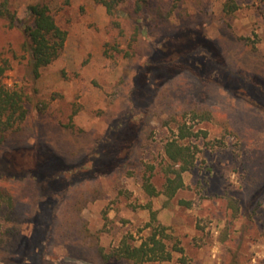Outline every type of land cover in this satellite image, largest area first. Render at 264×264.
Here are the masks:
<instances>
[{
    "label": "rangeland",
    "instance_id": "1",
    "mask_svg": "<svg viewBox=\"0 0 264 264\" xmlns=\"http://www.w3.org/2000/svg\"><path fill=\"white\" fill-rule=\"evenodd\" d=\"M42 1L67 38L36 77L21 19ZM9 5L18 21L0 17L4 82L26 94L29 113L0 162L13 151L22 173L29 146L65 165L32 192L19 184L26 215L0 198V264H135L116 259L120 247L156 229L172 259L141 264H264V0H123L113 13L99 0ZM198 26L224 60L197 49L145 70L167 37ZM179 119L195 163L169 196L166 144L180 136ZM101 162L108 171L94 169Z\"/></svg>",
    "mask_w": 264,
    "mask_h": 264
},
{
    "label": "trees",
    "instance_id": "2",
    "mask_svg": "<svg viewBox=\"0 0 264 264\" xmlns=\"http://www.w3.org/2000/svg\"><path fill=\"white\" fill-rule=\"evenodd\" d=\"M99 1L107 6L110 13H113L114 8L123 0ZM9 3L10 0H0V17L8 20L9 26H16L18 18L16 21V16L12 13ZM226 6L229 10H234L236 7L234 4ZM21 23L25 36L24 47L29 53V64L33 74L38 77L41 67L50 64L61 54L65 46L67 32L58 25L49 4L43 1L31 4L28 9V16L21 19ZM197 49H205L213 61L224 60L225 53L221 49V45L208 37L203 26L189 27L167 37L156 49L155 55L157 58L153 57V60L145 65L147 66L145 70H150L149 65L154 63V59L161 61L163 64L177 65L181 62V58H190L193 51ZM175 54L176 57H172ZM10 68V60L3 57L0 52V146L6 142L12 130L23 122L29 113V108L26 105V94L4 82V77ZM147 75L146 73L145 79L148 77ZM145 79L143 83L147 82ZM230 79L234 81L233 76H230ZM206 114L208 115L210 112ZM206 114L204 115L206 116ZM238 114H240V111ZM179 123L180 136L169 140L166 144L167 156L172 161L166 183L169 196H174L178 189L184 187L183 173L195 163V152L189 144L181 141L187 137L185 133L186 122L179 119ZM22 151L25 152L26 157L33 160V164L30 161L29 165L31 166L23 169L22 173H19L15 166L13 151H5L2 154L0 162V198L19 202L18 213L22 212L23 215H26V206H22L21 194L18 190L19 184L23 185L25 191L32 192L40 181L49 178L50 171L53 168L59 166L61 169L65 162L53 150L44 151L37 147L28 146L22 148ZM105 164V162H101L100 166L94 169L101 172L108 171L103 167ZM64 171H66L64 173H67V169H64ZM147 182L146 187L148 190L154 191L155 188L152 183ZM159 231L161 230L156 229L153 231L140 244L124 243L120 247L116 259L132 260L135 264L172 259V251L168 249L163 232ZM3 240L4 238L1 236L0 243ZM16 242L20 243V240L18 241V238L9 240L10 244ZM180 249L182 250V248H178V250ZM112 258V256L109 257V259Z\"/></svg>",
    "mask_w": 264,
    "mask_h": 264
}]
</instances>
